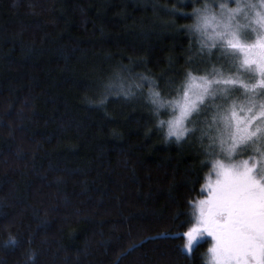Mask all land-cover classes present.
Segmentation results:
<instances>
[{
    "label": "trees",
    "instance_id": "16d2710c",
    "mask_svg": "<svg viewBox=\"0 0 264 264\" xmlns=\"http://www.w3.org/2000/svg\"><path fill=\"white\" fill-rule=\"evenodd\" d=\"M207 1L0 0V264H206L182 221L211 158L152 100Z\"/></svg>",
    "mask_w": 264,
    "mask_h": 264
},
{
    "label": "snow or ice",
    "instance_id": "6c2138e0",
    "mask_svg": "<svg viewBox=\"0 0 264 264\" xmlns=\"http://www.w3.org/2000/svg\"><path fill=\"white\" fill-rule=\"evenodd\" d=\"M232 3L234 8L227 6ZM220 9L218 20L215 15H202L206 7L194 11L195 30L206 32L212 27L211 48L218 54L210 50L209 55H217L222 64L230 62L236 70L225 75L213 68L200 77L189 72L187 83L180 86L179 115L169 122V136L180 140L189 131L185 120L204 115L205 124L217 135L204 132L201 140L208 136L209 147L218 142L223 154L213 164L217 178L208 185L207 197L189 201L190 213L182 224L192 226L182 233L187 240L183 250L191 253L207 234L213 241L207 264H264V0H226ZM153 97V104L164 107L159 93ZM249 149L254 155L240 163L224 162ZM9 243L16 241L10 238Z\"/></svg>",
    "mask_w": 264,
    "mask_h": 264
},
{
    "label": "rangeland",
    "instance_id": "374dc122",
    "mask_svg": "<svg viewBox=\"0 0 264 264\" xmlns=\"http://www.w3.org/2000/svg\"><path fill=\"white\" fill-rule=\"evenodd\" d=\"M253 3H258V0H252ZM222 3H226V0H209L207 2H204L201 6L197 7L194 9V11L200 10V9H205L206 11L202 13V15L206 14L209 18L212 16H216L217 20L219 19V13L221 11L220 5ZM228 7H235V4H228ZM193 11V12H194ZM197 18L192 16V23L189 29H192V33L196 39L197 44L201 47V51L196 52V54L193 55V60L191 61V73L193 74L194 77H200L205 75L207 72H211L213 68L217 70H221L224 72L225 75L229 74L230 72H235L236 68L235 67H230V62L224 61L223 64L221 61L217 60V55H209V51L211 50L212 53L218 54V50L216 48H211L212 40L209 37H212L214 35L212 31V27H209L207 31H196L195 30V24H196ZM254 39V36H253ZM235 64L238 66L239 61H236ZM245 78H247V74H245ZM184 83H187L185 80ZM181 86V85H180ZM178 86L176 87L175 85H169L167 84L165 87H163L164 91H168L169 89H173L170 92H173L177 88L179 89V92L177 94H180L177 98H174L172 101H161L164 103V109H166L169 113V119L167 121V127H166V133L168 137H172L175 140L177 138L175 136H169V122L175 120L176 116L179 115V108L177 107V102H182V97H183V89ZM155 91V90H154ZM181 91V92H180ZM162 92V91H161ZM169 92V91H168ZM167 92V93H168ZM156 93V92H154ZM176 94V95H177ZM159 105V103H157ZM162 108V107H161ZM195 120V123H192V121ZM208 123H211V116L209 115L208 117ZM184 126L189 129V131L186 134H189L192 136L193 140L198 143L202 147V149L207 153V155L211 158L210 159V169L205 175L204 182L201 186V197H199L196 201L200 199H204L208 195V185L210 183H215L216 181V172L213 168V164L215 163L216 159H223V154H220V149L218 146V142L216 145H213L212 147H209V145L212 143V141L209 140L208 136H204L203 140H201L202 133L207 132L211 136H216L217 132L215 128H212L211 130L207 127V124L204 122V115H201L199 118L196 117L195 114H193L189 119L185 120ZM192 129H195V131H191ZM185 134V135H186ZM181 140V139H180ZM179 141V140H177ZM215 152L216 155H212L211 153ZM248 155H254L251 149H249L248 153L245 154H240V155H234L231 161L224 160V162H231V163H240L242 160L247 159ZM195 201V202H196ZM193 223L195 221L193 220ZM192 226V224H191ZM190 226V227H191ZM203 237H208L210 239V244L207 247L206 250V255L204 257V261L207 264L208 258H209V253L208 249L212 247L213 241L210 236L205 234ZM203 237L198 239L200 241Z\"/></svg>",
    "mask_w": 264,
    "mask_h": 264
}]
</instances>
